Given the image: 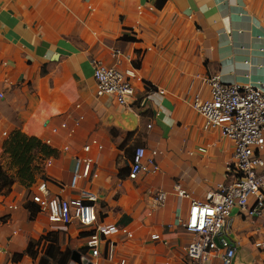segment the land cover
<instances>
[{"label":"crops","instance_id":"0c3cea01","mask_svg":"<svg viewBox=\"0 0 264 264\" xmlns=\"http://www.w3.org/2000/svg\"><path fill=\"white\" fill-rule=\"evenodd\" d=\"M116 50L118 66L132 64L138 77L125 105L95 94L90 59L112 65ZM212 74L264 85V0H0V123L9 132L17 126L50 140L57 154L45 160L43 179L52 195L96 194L97 226L107 229L99 264H185L192 235L180 220L191 199H204L226 179L233 146L218 131L204 130L192 107L197 93L208 96L204 79ZM130 146H144L147 155L156 150L158 170L129 179L131 155L120 162L118 154ZM76 157L93 165L71 189ZM40 180L29 192L15 183L0 194V264H38L50 244L69 252L65 264H83L72 259L73 251L91 262L85 241L92 229L53 223L31 201ZM176 183L188 197L175 194ZM158 190L166 195L160 206ZM229 236L236 248L231 264L263 262L264 246L257 244L264 245V209L250 218L234 208ZM30 242L33 256L26 252Z\"/></svg>","mask_w":264,"mask_h":264},{"label":"built area","instance_id":"2783aa9c","mask_svg":"<svg viewBox=\"0 0 264 264\" xmlns=\"http://www.w3.org/2000/svg\"><path fill=\"white\" fill-rule=\"evenodd\" d=\"M112 58L115 59L112 65L97 57L90 59L95 94L111 95L117 103L125 105L127 97L135 94L137 71L132 64L125 68L118 66L121 59L118 50L112 53ZM204 83L208 85L209 94L202 97L197 93L192 100V107L201 116L204 130L218 131L233 146L224 165L226 179L217 182L213 191L207 193L204 199H191L186 216L180 223L192 235V239L185 246V255L190 264H204L213 259H218L219 264H231L236 253L229 236L232 210L239 208L243 216L252 218L260 215L264 209V156L259 154L264 146V85L228 83L218 74L207 76ZM2 98L4 94L0 92V99ZM76 107L79 105L76 104ZM81 119L83 115L78 117L76 123ZM147 127L151 125L148 124ZM60 128L67 129V124L60 123ZM56 130L57 128H52V132L55 133ZM9 133L0 123V136L8 137ZM92 141L98 148H102L96 140ZM44 142L50 144L49 139ZM89 148V144L83 146L85 152ZM67 149L68 146H64L63 150ZM198 151L205 152V149L200 147ZM156 155V150L147 155L144 146H135L127 177L136 179L142 172L155 173L159 168ZM92 165L91 158L76 157L68 186L78 189L80 178L89 175ZM47 184L44 179L37 183L36 190L31 193V201L53 223L68 226L77 222L81 226L90 227L92 232L86 236L85 245L90 253L91 263L99 264L97 259L102 257V234L107 229L97 226L99 217L95 205L96 194L83 189L79 197H57L49 192ZM173 190L179 197H188L187 191L178 183L174 184ZM165 198V192L158 190L155 205H162ZM122 231L128 235L127 231ZM152 238L159 239V235L154 234ZM107 243V256L111 258L114 244L110 241ZM257 246L264 245L258 243ZM125 263V259L119 262Z\"/></svg>","mask_w":264,"mask_h":264},{"label":"trees","instance_id":"16d2710c","mask_svg":"<svg viewBox=\"0 0 264 264\" xmlns=\"http://www.w3.org/2000/svg\"><path fill=\"white\" fill-rule=\"evenodd\" d=\"M40 128L36 130L26 127L27 131L39 133ZM2 151L7 154L17 168V177L21 180L20 184H27L28 186L34 181V170L33 166L34 153H38L41 159H48L51 156H56V149L50 147L44 143L40 138L35 136H28L21 130L16 129L10 131L8 137L2 142ZM33 166V167H32ZM14 182L13 178L7 175L0 166V194L4 193L2 190L4 188H9ZM10 190L7 189V191ZM26 252L30 255H34L35 250L33 249V244L30 242ZM68 251H60L59 246L50 244L46 247L45 255L40 258L38 264H44L49 260L46 256L50 257L52 260H58L59 264H65L68 259Z\"/></svg>","mask_w":264,"mask_h":264},{"label":"rangeland","instance_id":"374dc122","mask_svg":"<svg viewBox=\"0 0 264 264\" xmlns=\"http://www.w3.org/2000/svg\"><path fill=\"white\" fill-rule=\"evenodd\" d=\"M16 125H17V123H16ZM16 129H18L17 126H13V129H11L10 131H13V130H16ZM26 135H28V134H26ZM28 136H33V135H28ZM4 139H6V137H1L0 136V166L3 169V171L7 175L11 176L13 178V180H14V182L12 183V185L9 187L10 190H11V187L15 183L20 184L21 180L17 177V168L13 165V163L11 161V158L7 154L3 153V151H2V146L1 145H2V142L4 141ZM133 147L134 146H130L129 148H127V152L125 150L124 153L122 152V154H118V158H119V161L120 162L122 160H124L125 157L128 158V156L131 155L132 150H133ZM125 163L127 164V162H125ZM33 166L36 168L34 170V176H35L34 181L29 186L27 184H25V183H23V185L20 184L23 187L27 188V191L28 192L30 191V188L29 187L33 183H35L38 179H43L44 178V173H45V170H44L45 169V160L44 159H41V157H40V155L38 153H34ZM9 188H4L2 191H7V189H9ZM181 260H182L183 263L189 264L188 259H187L186 255H185V253L183 254V259H181ZM55 261L56 262H54V263L53 262L50 263V261L47 260V262H45L44 264H59L60 263V262H58V260H55ZM207 262H209V261H207ZM237 264H238V261H237ZM250 264H257V263L254 262V263H250ZM260 264H264V261L263 262L261 261Z\"/></svg>","mask_w":264,"mask_h":264},{"label":"water","instance_id":"95a60500","mask_svg":"<svg viewBox=\"0 0 264 264\" xmlns=\"http://www.w3.org/2000/svg\"><path fill=\"white\" fill-rule=\"evenodd\" d=\"M72 259L74 261H78L79 263H83V264H92L91 262H89L87 259H85L84 257H80V254L77 251H73L72 252Z\"/></svg>","mask_w":264,"mask_h":264}]
</instances>
